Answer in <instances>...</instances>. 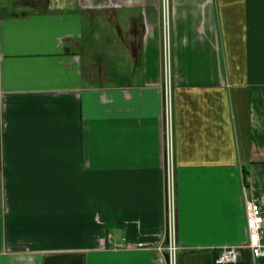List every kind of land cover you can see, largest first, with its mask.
I'll return each mask as SVG.
<instances>
[{
  "label": "crops",
  "instance_id": "0c3cea01",
  "mask_svg": "<svg viewBox=\"0 0 264 264\" xmlns=\"http://www.w3.org/2000/svg\"><path fill=\"white\" fill-rule=\"evenodd\" d=\"M162 1L0 0V264H166ZM169 9L177 259L214 264L264 205V0Z\"/></svg>",
  "mask_w": 264,
  "mask_h": 264
},
{
  "label": "built area",
  "instance_id": "2783aa9c",
  "mask_svg": "<svg viewBox=\"0 0 264 264\" xmlns=\"http://www.w3.org/2000/svg\"><path fill=\"white\" fill-rule=\"evenodd\" d=\"M170 9L169 0L162 1L163 26V88H164V153H165V214L166 234L164 243L158 245L165 255L166 264H178V243L176 239V190L174 167V142L172 121V77L170 50ZM245 231L242 242L220 246V251L214 264H238L241 261L242 250L250 253L253 260L264 257V205L256 198H248L244 189ZM121 247V243H115Z\"/></svg>",
  "mask_w": 264,
  "mask_h": 264
},
{
  "label": "rangeland",
  "instance_id": "374dc122",
  "mask_svg": "<svg viewBox=\"0 0 264 264\" xmlns=\"http://www.w3.org/2000/svg\"><path fill=\"white\" fill-rule=\"evenodd\" d=\"M162 30H163V26H162ZM169 36H170V34H169ZM169 47H170V50H171V45ZM171 59H172V55H171ZM171 69H172V71H171V77H173L172 76L173 75V64H172V61H171Z\"/></svg>",
  "mask_w": 264,
  "mask_h": 264
}]
</instances>
